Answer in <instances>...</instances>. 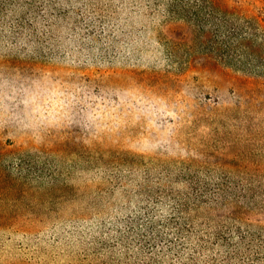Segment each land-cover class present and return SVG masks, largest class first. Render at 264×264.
I'll list each match as a JSON object with an SVG mask.
<instances>
[{
  "label": "rangeland",
  "instance_id": "rangeland-1",
  "mask_svg": "<svg viewBox=\"0 0 264 264\" xmlns=\"http://www.w3.org/2000/svg\"><path fill=\"white\" fill-rule=\"evenodd\" d=\"M234 6L0 0V264H264V78L205 60Z\"/></svg>",
  "mask_w": 264,
  "mask_h": 264
},
{
  "label": "trees",
  "instance_id": "trees-1",
  "mask_svg": "<svg viewBox=\"0 0 264 264\" xmlns=\"http://www.w3.org/2000/svg\"><path fill=\"white\" fill-rule=\"evenodd\" d=\"M219 11L222 20V10ZM229 13L231 20L227 24L215 26L219 39H222L214 46L215 55L207 56L205 60L213 62L215 68L238 82H250L252 77L264 78V72L257 71L264 56H256L253 50L254 43L264 41V9L261 14H253L249 8L234 6ZM248 67L254 70H247Z\"/></svg>",
  "mask_w": 264,
  "mask_h": 264
}]
</instances>
